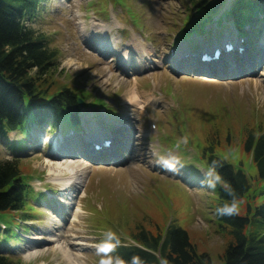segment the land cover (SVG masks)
<instances>
[{
  "label": "rangeland",
  "instance_id": "1",
  "mask_svg": "<svg viewBox=\"0 0 264 264\" xmlns=\"http://www.w3.org/2000/svg\"><path fill=\"white\" fill-rule=\"evenodd\" d=\"M232 1L227 0L226 9ZM190 2L45 1L29 25L57 54L44 84L54 80L56 83L48 87L63 85L78 95L83 101L80 126L68 137L59 129L34 131L28 148L18 154L17 147L24 143L22 133H11L6 141H0V161L18 160L23 179L35 192L30 193L32 199L22 212L1 214L9 231L1 233L0 245L7 242L0 247V255L8 256L11 264H66L56 247H65L69 241L83 242L68 245L79 255L81 264H99L96 246L106 231L132 243L130 235L137 228L156 234L170 223L187 232L196 252L206 253L210 264H225L222 255L231 237L215 218V191L201 183L211 179L206 177L205 157L212 151L242 169L252 191L264 188L243 149L250 132L255 136L264 132V32L250 45L242 44V54L233 50L208 65L200 63L197 53L187 45L190 39L180 38L189 24ZM79 18L86 29L93 25L100 30L97 41L110 38L114 52L124 50L132 52L134 58L141 57L138 47H127L135 37L158 63L149 69L133 65L127 69L111 52L87 48L77 24ZM231 28L213 30L212 35L230 33ZM177 51L179 57L173 61L171 56ZM192 54L194 58L189 56ZM71 58L77 66L64 64ZM128 84L151 93L156 102L147 104L142 113L131 111L133 106L123 104ZM91 125L105 132L100 139L111 137L109 150L94 151L96 143L84 142ZM152 125L156 128L151 129ZM184 135L188 144L176 150V142ZM90 151L97 152L98 158L87 157ZM169 151L183 165L178 175L154 164L157 155ZM50 152L74 155L71 162L84 172L76 189L62 195L61 184L46 168ZM263 201V195L238 200V214L246 215L248 202L257 206ZM50 232L66 239L50 242ZM32 252L35 259L27 262L25 256Z\"/></svg>",
  "mask_w": 264,
  "mask_h": 264
},
{
  "label": "trees",
  "instance_id": "2",
  "mask_svg": "<svg viewBox=\"0 0 264 264\" xmlns=\"http://www.w3.org/2000/svg\"><path fill=\"white\" fill-rule=\"evenodd\" d=\"M45 1L0 0V141H6L10 133H22L24 143L17 147L16 153L27 148L29 135L34 130L59 127L67 132L80 125L78 95L63 85L55 89L48 87L56 83L54 80L48 86L44 84L45 77L51 75L57 54L49 50L44 37L36 36L29 25L35 21ZM190 4L186 18L189 24L181 31L184 38L210 36L214 30L211 28L221 29L230 24L250 43L264 31V0H233L227 10L226 0H191ZM243 149L252 157L258 177L264 181V132L257 136L250 132ZM212 160L222 162L218 172L235 190L237 201L264 196V188L251 190L242 169L209 151L205 164L208 166ZM31 192L21 175L18 160L0 161V221L5 212H22ZM214 193L215 218L219 227L231 237L222 255L224 263L264 264V201L257 206L248 202L245 216L220 217L215 209L230 203L231 197L219 185ZM8 231L6 227L5 232ZM161 231L153 234L137 228L130 235L133 243L120 240V245L110 255L119 256L125 264H131L133 256L139 257L144 264H159L161 257L168 264H210L206 253L196 252L186 231L172 223ZM1 233L0 228V239ZM0 264H11L8 256L0 255Z\"/></svg>",
  "mask_w": 264,
  "mask_h": 264
},
{
  "label": "bare ground",
  "instance_id": "3",
  "mask_svg": "<svg viewBox=\"0 0 264 264\" xmlns=\"http://www.w3.org/2000/svg\"><path fill=\"white\" fill-rule=\"evenodd\" d=\"M77 24L79 26L80 33H82V37L85 38L84 42H85L87 48L92 47L93 49L98 50L99 52H101L103 54L111 52L112 54L117 56V58H118L117 60L119 63H122V62L125 63V68H127V69L130 68L131 65H133L135 69L136 68L149 69V68H152L153 65H156V63H158V61L153 58L154 57L152 55L153 53L150 51L146 52L144 49V43L137 40L135 37H133L131 39V41L128 43L127 47L128 48L132 47V46H133L132 48L138 47L137 52L142 53V56H141L142 58L139 55H136L134 58L132 56L133 55L132 52L128 53V51H124V50H121V52H118V51L114 52L113 48L111 47L112 42H111L110 38H106L104 41L103 40L97 41L98 40V34H99L100 30L95 29L93 27V25H91L90 29H88V28L86 29L81 18H79V22ZM95 25H97V24H95ZM98 27H100V26L98 25ZM102 30H103V28H102ZM178 53L179 52L177 51L175 54H172L171 58L173 59V61H177L176 58L179 57ZM263 55H264V49H263ZM189 56L194 58L191 55H189ZM143 59L145 61H143ZM64 64H66L68 67H72V66H77L78 62H74L71 58V60L70 59L67 60ZM111 76H109V78H111ZM153 101L156 102L153 98H151V93L139 91L136 88V85H134V84L129 85L123 94V104L125 106H128V107L133 106V108L130 110L133 112H137V113H142V111L145 110V107L147 106V104H149L150 102H153ZM152 128H154V127H152ZM103 136H105V132L103 130H101L95 126H92L91 129L88 128L86 130L85 138H83V140L88 145H91V142L93 140H98V139L102 138ZM111 146H112L111 144L107 148L102 146L98 151L105 150V149L109 150L111 148ZM95 153H97V152H95ZM95 153L90 151L87 153V157L94 159L98 155ZM97 158H98V156H97ZM45 159L48 160V161H45L46 166H47L46 168L48 170V175L53 177V180H55L61 184L62 190L60 192L62 193V195L64 194V192H67L68 189H76L78 187V185L81 184L79 179H81V176L83 175L84 172H83V169L80 168L79 165H76V164L71 162V160L74 159V155H72V154L59 155L56 152H50V153H48V155L46 156ZM63 161H65V163H63ZM67 161H69V162H67ZM63 176H66V177H63ZM50 233H51L50 238H49L50 242L58 243L63 238L66 239L65 236H63L62 234H57V233L52 234V232H50ZM33 239L43 240L41 238H33ZM82 244H83V242H74V243L70 242V241L68 242V245H71V247L82 245ZM68 245H66L65 247L64 246H58V247H56V249H58L60 251V253L64 257V261L66 264H81L79 261V255L72 253V249H70L68 247ZM35 257H36L35 252L34 253L33 252L28 253L25 256V260L28 262V261L35 259Z\"/></svg>",
  "mask_w": 264,
  "mask_h": 264
},
{
  "label": "clouds",
  "instance_id": "4",
  "mask_svg": "<svg viewBox=\"0 0 264 264\" xmlns=\"http://www.w3.org/2000/svg\"><path fill=\"white\" fill-rule=\"evenodd\" d=\"M188 142L189 138L187 135L180 137L175 145L176 150H179L182 145L186 146ZM154 164L165 172L177 175L183 167L180 158L177 155H174L172 151H169L166 155H157ZM222 166L223 164L221 161L212 160L207 166L206 171V177H211V179L205 178L201 182L203 186L211 191H215L219 185L231 197L230 203H224L222 206H218L215 209V214L220 217L238 214V201L235 195V190L218 172V168ZM103 235L104 239L96 246V254L100 256L99 264H125L119 256L110 255V253L114 252L121 243L116 233L108 230ZM131 264H144V262L139 257L133 256ZM159 264H168V261L161 257L159 258Z\"/></svg>",
  "mask_w": 264,
  "mask_h": 264
}]
</instances>
